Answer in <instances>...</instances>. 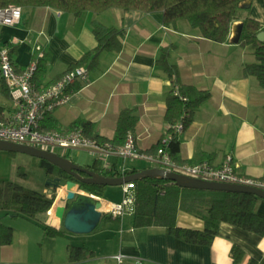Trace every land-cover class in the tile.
<instances>
[{"label":"crops","instance_id":"0c3cea01","mask_svg":"<svg viewBox=\"0 0 264 264\" xmlns=\"http://www.w3.org/2000/svg\"><path fill=\"white\" fill-rule=\"evenodd\" d=\"M240 6L223 43L201 37L185 20L177 21L174 27L164 26L161 11L111 8L99 14L83 11L74 17L50 7H21L18 24L0 25V46H15L11 58L18 70L42 49L44 69L36 72L35 81L47 85L95 47L93 21L122 29L120 51L102 52L96 67L89 70L88 81L74 82L67 104L55 108L45 120L61 131L71 128L77 120L89 121L99 137L110 140L120 110L134 109L137 121L131 132L141 151L153 150L167 128L164 112L170 82L155 70V59L161 47H169V61L177 66L180 82L210 95L178 137L181 162L208 161L219 166L230 156L238 174L264 179V91L254 78L243 76V65L254 61L253 47L239 46L232 32L233 26L245 17L264 24V0H246ZM0 109L2 115L11 111V102L2 93ZM107 162L117 168L150 167L114 157ZM41 191L46 193L47 189ZM100 199L107 207L114 203ZM59 206L54 203L52 207ZM255 209L264 219V199L257 202ZM50 210L53 211L50 208L37 214L39 221L58 229L60 224L48 220ZM3 214L0 212V218ZM176 223L203 229L200 218L181 210ZM68 245L84 247L92 254L70 262ZM232 245L244 252L238 264H248L250 260L264 264V235L221 222L211 244L198 245L168 235L161 227H131L126 217L87 233L64 229L63 236L57 237L43 230L37 234L31 228L14 230L11 244L0 246V264H114L110 256L117 253L125 255L129 262L141 264H231Z\"/></svg>","mask_w":264,"mask_h":264},{"label":"trees","instance_id":"16d2710c","mask_svg":"<svg viewBox=\"0 0 264 264\" xmlns=\"http://www.w3.org/2000/svg\"><path fill=\"white\" fill-rule=\"evenodd\" d=\"M244 1L246 0H0V8L8 5L50 7L70 13L74 17L79 16L83 11L99 14L111 8L142 12L161 11L164 26L174 27L177 21L185 20L191 28L198 30L201 37L223 43L227 40L232 22L235 21L237 12L241 8L240 4ZM260 31L264 32L263 23L245 17L242 21L240 37L236 43L241 47H253L254 61L243 65L242 74L244 77L254 78L264 91V40L259 41L256 38ZM92 33L96 40L95 47L85 52L68 69L86 66L88 70H92L96 67L98 57L102 52L120 51L124 36L122 29L106 27L93 21ZM6 45L10 55H13L15 46L7 43ZM37 65V71H42L44 59L37 60ZM155 70L165 74L170 82V89L165 97L164 112V121L167 124L164 134L170 137L166 149L174 161L183 163L179 156L178 137L191 124L200 104L206 101L210 95L208 91L180 82L177 66L169 61V47L165 46L159 49L155 59ZM0 93L9 97L7 87L2 79ZM1 118L2 109H0ZM136 121L134 109L120 110L116 119L115 133L110 140L99 137L93 131V125L89 121L77 120L72 124V127L81 126L84 133L90 138L120 145L124 143L127 134L132 133ZM177 123L182 126L180 133L174 128ZM40 128L42 130H57L48 120L43 121ZM159 144L160 140L153 150L145 152H155ZM40 166L49 177L59 176L64 181H74L76 190L100 198L105 193L107 186L78 181L45 160H40ZM85 166L107 176H124L138 171L135 168L121 169L113 165L109 169L100 168L101 163L98 159H94L91 164ZM81 175L86 176L84 173ZM133 185L135 186V210L132 215L126 216L131 227H161L168 235L198 245H210L221 222L251 231L259 236L264 235V219L257 214L255 209L261 198L252 193L182 188L169 179L150 177L135 180ZM47 187L49 186L45 185V188ZM76 198L89 203L95 201L93 198L81 194H77ZM54 200V188L53 193L48 196L42 191L29 190L14 182L0 181V211L12 218L33 220L37 214L46 213L54 205ZM179 210L200 218L203 221V229L196 230L178 226L176 215ZM123 218L102 213L93 231L100 229L107 222L119 223ZM36 223L41 226L46 235L57 237L64 234V228L56 229L38 221ZM12 240L13 229L0 221V246L9 245ZM91 254L92 252L84 247L67 246V259L70 262L84 259ZM230 254L231 264H238L244 257L242 249L235 245H232ZM248 264L257 263L250 260Z\"/></svg>","mask_w":264,"mask_h":264},{"label":"built area","instance_id":"2783aa9c","mask_svg":"<svg viewBox=\"0 0 264 264\" xmlns=\"http://www.w3.org/2000/svg\"><path fill=\"white\" fill-rule=\"evenodd\" d=\"M20 19L21 7L8 5L0 8V25L13 26L18 24ZM43 57L44 51L38 49L32 60L23 69L18 70L12 61L8 46H0V78L7 87L11 102V111L2 115L0 119V141L46 150L58 155H60L58 150H82L94 159L102 161V167L105 169L111 167L107 162L110 157L123 161H144L150 167L175 172L195 180L243 185L264 191V179L238 174L230 156H226L219 166H214L208 161L194 164L174 161L166 149L170 139L167 134L161 137L156 151L148 153L136 147L132 133L127 134L124 143L114 145L108 141L88 137L81 126L64 131L42 130L40 125L45 117L55 108L67 104L71 85L76 81L87 82L89 79L87 67L76 66L64 71L53 82L39 85L35 81L37 60ZM181 127L180 123L174 126L178 133L181 132ZM120 191L121 200L110 203L105 209L99 208L101 213L121 218L134 213L135 186L133 182L120 185ZM84 195L99 199L102 205L99 197L87 193ZM110 258L114 264H141L140 261H127L126 256L121 253L111 255Z\"/></svg>","mask_w":264,"mask_h":264},{"label":"water","instance_id":"95a60500","mask_svg":"<svg viewBox=\"0 0 264 264\" xmlns=\"http://www.w3.org/2000/svg\"><path fill=\"white\" fill-rule=\"evenodd\" d=\"M242 30V23L234 25L232 28L234 42H237ZM256 38L259 41L264 40V32L260 31L257 33ZM0 151L6 152H20L31 155L33 157L39 158L41 160H45L52 165H55L63 172L72 176L73 178L87 184H96L103 186H120L124 183L134 182L140 178H159V179H169L174 181L178 186L182 188L189 189H213V190H229V191H243L252 193L261 199H264V191L247 187L243 185L236 184H227V183H216V182H207L195 180L181 174L175 172H168L164 169L157 167H148L145 169L138 170L135 173L124 175V176H107L97 173L93 170H90L85 165H79L74 163L70 159H67L61 155H58L54 152L41 150L25 145L15 144L11 142L0 141ZM81 173L86 174V176H82ZM62 178L59 176L50 177L45 185L52 187L54 189H60ZM64 196L61 197V201H70L77 194H79L78 190H76V183L72 180L65 181V191ZM93 203L85 204L81 208L80 212H75L73 208L66 211V206H59L54 209L50 213H48V220L54 221L63 226V228L72 233H87L92 231L96 223L98 222L101 212L99 208L101 203L99 199H94Z\"/></svg>","mask_w":264,"mask_h":264},{"label":"rangeland","instance_id":"374dc122","mask_svg":"<svg viewBox=\"0 0 264 264\" xmlns=\"http://www.w3.org/2000/svg\"><path fill=\"white\" fill-rule=\"evenodd\" d=\"M58 153L61 156H64L67 159H70L74 163L79 165H88L91 164L94 160L93 157L88 155L87 152L82 150H68L62 151L58 150ZM39 158L33 157L31 155L20 153V152H6L0 151V181H10L17 183L29 190L41 191L45 188V182L50 178L40 166ZM138 164H143L148 166V163L144 161H136ZM102 167V161H100ZM63 183L60 189H55V200L54 203H59L61 206L66 202L61 201V197L64 196L65 192V181L62 179ZM46 194L50 196L53 193L52 187L46 188ZM64 189V190H62ZM103 197L104 200L108 201H120L122 198V193L120 191V186H107L105 189ZM79 194L81 190H78ZM68 201V200H67ZM54 210V207H51ZM51 211V210H50ZM1 212V211H0ZM40 216L36 215L33 220H28L25 218H12L9 215L3 214L0 218V221L7 226H10L13 231L25 230L26 228L34 229L37 234L41 233V226L37 225L36 221L40 222ZM128 222V221H127ZM60 228H63L60 225Z\"/></svg>","mask_w":264,"mask_h":264},{"label":"flooded vegetation","instance_id":"af4514ba","mask_svg":"<svg viewBox=\"0 0 264 264\" xmlns=\"http://www.w3.org/2000/svg\"><path fill=\"white\" fill-rule=\"evenodd\" d=\"M85 204H88L87 202L85 201H79L76 196L70 200V201H66L64 203V205L66 206V211H68L69 209L73 208V210L75 212H80L81 211V208L83 206H85Z\"/></svg>","mask_w":264,"mask_h":264},{"label":"bare ground","instance_id":"6f19581e","mask_svg":"<svg viewBox=\"0 0 264 264\" xmlns=\"http://www.w3.org/2000/svg\"><path fill=\"white\" fill-rule=\"evenodd\" d=\"M235 25H236V24H235ZM106 207H107V204L104 203V204L101 205L100 209H105Z\"/></svg>","mask_w":264,"mask_h":264}]
</instances>
